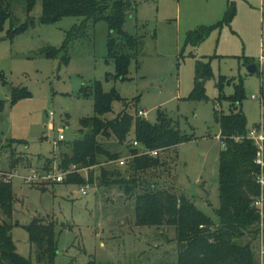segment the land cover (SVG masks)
<instances>
[{"label":"rangeland","instance_id":"rangeland-1","mask_svg":"<svg viewBox=\"0 0 264 264\" xmlns=\"http://www.w3.org/2000/svg\"><path fill=\"white\" fill-rule=\"evenodd\" d=\"M111 2L114 0H99ZM124 30L142 38L139 57L131 62L128 78L116 79V65L107 58L109 27L100 21L87 29L85 39L76 40L68 62L61 55L48 56L64 45L67 34L81 19L68 17L43 24L42 0L27 12V0L12 4V21L0 25V172L11 171L15 195L11 221L0 211V222L13 225L17 252L34 264L36 253L26 227L35 219L54 223L58 238L57 256L52 264H178L179 244L175 227L138 226L136 197L157 181V188L186 195L215 225L219 224V158L224 150L216 114H229L228 99L235 85L242 83L245 98L241 110L248 127L262 123L264 109L260 96L264 87V0H133ZM231 9L235 13L224 22ZM29 18L34 20L31 24ZM25 30L10 36L11 24ZM201 28H214L210 36L193 45L188 35ZM208 61L212 75L205 81L206 99H191L196 84L197 62ZM247 61L259 65L260 75H251ZM221 78L223 90L218 84ZM101 84L105 93L115 91L129 102L128 112H146L151 124L159 113L191 140L160 153L162 166L139 177L140 189L132 196L121 185L101 186L103 173L130 179L128 149L112 151L127 158L125 166L106 162L80 170L85 184L43 183L29 185L24 179L36 169L59 171L64 154L72 153L79 138L80 120L94 116V98L82 91ZM28 92L13 102L14 94ZM125 102L113 103L118 115ZM50 113L54 116L51 117ZM53 125V127H51ZM62 130L66 140L58 142ZM49 161H51L49 163ZM49 163V164H48ZM93 174V175H92ZM94 181H90V177ZM86 189L83 195L81 189ZM263 227V224L260 226ZM255 264H264L263 236L247 235Z\"/></svg>","mask_w":264,"mask_h":264},{"label":"trees","instance_id":"trees-1","mask_svg":"<svg viewBox=\"0 0 264 264\" xmlns=\"http://www.w3.org/2000/svg\"><path fill=\"white\" fill-rule=\"evenodd\" d=\"M14 1L0 0V25L6 20L12 21ZM35 3L36 0H27L28 13L31 12ZM134 4L133 0L111 2L42 0L43 15L39 21L43 24L57 23L68 17L81 19L80 25L67 34L61 49L51 50L47 55L51 57L61 55L62 60L68 62L73 43L76 40L85 39L87 29L103 21L109 27L107 58L115 62L117 70L115 78L127 79L131 62L139 57L143 46L142 38L130 35L124 30L126 19ZM234 13V9H231L224 22H230ZM28 22L34 24L31 18ZM11 25L10 36L12 37L25 30L28 23L19 27ZM213 29L201 28L190 33L187 42L199 45L210 36ZM253 63L247 61V66ZM211 75L210 63L198 61L196 84L191 99H206L204 84ZM224 83H230V80L221 78L218 84L221 91ZM21 93L14 94L13 102L29 95L25 91ZM82 93L85 97L93 96L95 113L92 117L80 120V136L72 145V153L62 156L59 166L62 171L73 166L78 170H90L102 165L103 160L112 162L120 159L122 154L112 151L113 146L128 149L133 160L127 162V166L133 175L130 179H124L104 172L101 186L108 188L121 185L125 194L133 197L136 190L142 186L139 177L163 165L160 155L158 157L148 154L139 155L142 148L148 151L165 152L191 140L188 135L174 127L173 121L161 112L155 124H151L138 115L130 114L129 102L122 101L123 99L115 91L105 93L98 82ZM260 94L264 109V87ZM224 98L228 99L232 109L229 114L223 112L215 116L221 130V142L226 145L219 158V224L215 225L186 195L179 196L169 190L157 188V181L147 182L149 187L136 197L135 215L138 226L176 228L179 244L178 264H255L251 244L243 243L242 240L249 234L254 237L262 235L264 239V215L262 216L261 211L254 204L261 193L257 183L260 168L255 164L257 148L253 141L247 139L250 128L241 110L245 98L242 83L235 85L233 96L227 98L220 94L219 100ZM116 101L125 102L123 109L114 118H108V115L113 113V103ZM3 109L4 103L0 101V112ZM262 121L264 122V114ZM134 142L140 146L135 147ZM10 164L11 170L17 165L16 161H11ZM50 171L52 170L49 168L42 170V172ZM90 181H94L93 176L90 177ZM63 183L82 185L85 184V179L76 172L69 175ZM14 203L12 183L0 182V211L10 221ZM261 224H263L262 228ZM26 229L30 243L35 249L37 263L52 264L58 253L55 224L43 223L35 219ZM12 230L11 222H0V264H34L18 254ZM89 264L96 263L91 261Z\"/></svg>","mask_w":264,"mask_h":264},{"label":"built area","instance_id":"built-area-1","mask_svg":"<svg viewBox=\"0 0 264 264\" xmlns=\"http://www.w3.org/2000/svg\"><path fill=\"white\" fill-rule=\"evenodd\" d=\"M253 100H261L262 96H252ZM139 115L147 116L146 112H139ZM50 116L53 117L54 114L50 113ZM53 127V125H51ZM247 139L254 142L256 148H257V156L255 159V164L259 166L260 173L257 177V183L261 188L260 196L255 200L254 204L255 206L261 211L262 216L264 215V122L262 121L261 124H259L256 127L250 128L248 131ZM66 140L65 134L62 130L59 131L58 136V142H63ZM134 146L138 147L140 146L137 142H134ZM223 148H226L225 143H222ZM161 151H148L142 148V151L139 153V155H145L148 154L152 157H158L160 155ZM127 162V158L121 159L117 161L119 166H125ZM87 171V170H86ZM76 172H80L76 167H70L69 169L62 171H50V172H40L39 170H32L31 174L27 176L24 181L25 183L29 185L34 184H43V183H63L65 182L66 178ZM14 178V174L12 173V170L9 172H0V182L3 183H11L12 179ZM81 192L83 195H86V189L82 188Z\"/></svg>","mask_w":264,"mask_h":264},{"label":"water","instance_id":"water-1","mask_svg":"<svg viewBox=\"0 0 264 264\" xmlns=\"http://www.w3.org/2000/svg\"><path fill=\"white\" fill-rule=\"evenodd\" d=\"M247 70L251 75H259V68L257 64H250L249 66H247Z\"/></svg>","mask_w":264,"mask_h":264}]
</instances>
